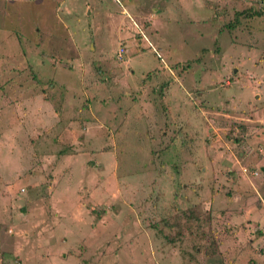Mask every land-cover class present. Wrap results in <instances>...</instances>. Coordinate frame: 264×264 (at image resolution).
Segmentation results:
<instances>
[{"label": "rangeland", "instance_id": "rangeland-1", "mask_svg": "<svg viewBox=\"0 0 264 264\" xmlns=\"http://www.w3.org/2000/svg\"><path fill=\"white\" fill-rule=\"evenodd\" d=\"M0 264H264V0H0Z\"/></svg>", "mask_w": 264, "mask_h": 264}, {"label": "trees", "instance_id": "trees-1", "mask_svg": "<svg viewBox=\"0 0 264 264\" xmlns=\"http://www.w3.org/2000/svg\"><path fill=\"white\" fill-rule=\"evenodd\" d=\"M246 12V11H245ZM247 13V15H250L251 13L252 14H256L257 12H255V11H251V12H246Z\"/></svg>", "mask_w": 264, "mask_h": 264}, {"label": "built area", "instance_id": "built-area-1", "mask_svg": "<svg viewBox=\"0 0 264 264\" xmlns=\"http://www.w3.org/2000/svg\"><path fill=\"white\" fill-rule=\"evenodd\" d=\"M121 50H119L118 52H117V55L119 56L120 54H121V52H120Z\"/></svg>", "mask_w": 264, "mask_h": 264}]
</instances>
